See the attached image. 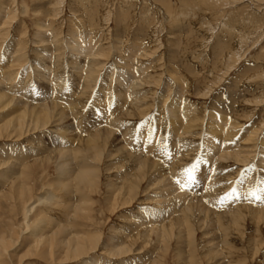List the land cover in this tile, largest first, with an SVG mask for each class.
Here are the masks:
<instances>
[{
  "label": "rangeland",
  "instance_id": "1",
  "mask_svg": "<svg viewBox=\"0 0 264 264\" xmlns=\"http://www.w3.org/2000/svg\"><path fill=\"white\" fill-rule=\"evenodd\" d=\"M2 8L5 10L8 9L10 12H12V16H14L15 18H11L10 20H8L9 23L5 28V33L8 30L10 34L5 35V39L4 41H2V45L0 44V49L2 50L1 52H3L4 50L7 51L8 49L9 52L7 53V55H14L17 41L18 43L21 42L22 49H24L25 53H27L25 57L29 61L28 65L27 63L24 64V66L27 65V67H25L27 70L30 68L40 67L38 59L41 56L39 55L37 57L38 52L35 50V48L37 47L39 49H43V47L45 48V46H47L46 48L49 49L48 52L50 51L52 53L51 54L49 52L51 56L53 55L54 57L55 55L59 54V56L62 57V61H65L68 67L70 66L69 61H71V53L69 54L68 50L64 49L62 51L61 49H59L58 51L60 52H57L56 47H54L55 45L52 44V42L49 40V44L44 43L41 46L38 43H33L36 42V39L34 37L38 31L37 28L39 27V25L36 23H38L39 21L44 22L45 20L47 24L48 22L52 23L53 29H55L56 32L58 31L57 35H61L60 39L62 38L61 43H58V45L67 42L69 40H67V38H69V36L71 37L72 33L82 35L81 38L83 39H86V37L91 33H96L93 36V42H96L97 44L95 43V46H98H96V48L94 49L96 51L97 48H99L101 49V53L106 54L103 57L98 56L99 60L97 61V63L99 64L96 67V71H99L100 73H97L98 75H96L95 82L92 83L93 89L91 91L86 92V90H83L81 88V85L83 83L78 80V77L76 79H70L69 84L66 83L60 90V92L58 90V94H56V96L52 94L53 92H50L52 91L51 89L47 87L44 88L40 83H37L35 87L38 90L39 95L47 97L48 101L50 102L52 99H54L55 103L61 106V111L68 118L67 123L69 125L72 124L71 126L73 129L71 130H75V128L77 127V122H80L83 131L87 130L86 132L89 135L92 131H94V133L91 134H95L97 130H100V132H104L105 130L106 132L109 130L108 127L111 126L115 130V133H113L114 130L112 132L113 135L118 138V141H122L123 146L126 145L125 143H123V136H125L124 134H126L127 138L131 141V146L126 145V150L128 151L126 152V154L128 156L125 154L121 155V153L116 150L117 148L114 147V144H112V141L110 143V146L113 149L111 148L110 151L114 155L110 156L111 158L113 157V159L110 161L111 166L120 168V165L124 164L125 171L131 173L134 170L132 168L137 165L133 162L135 155L137 156L138 152L142 153L143 149L146 147L147 150L144 149L143 151L146 153H144L143 155L144 157H146L144 159H152L150 162H155V164L159 167L162 165L161 169L167 177L168 184L170 183L171 186H174L175 183L174 187H181L189 183L187 185L189 190H187L190 192H186V195L189 194L187 198H193L189 199L192 201L197 200L198 204L201 203L200 205H204L205 208H209V205L212 203L211 205L213 206H210V208L207 209L211 211L210 214L212 215V217L216 219L217 217H219L217 220L222 221L224 217L228 216L226 215L222 218V215L220 216V214H226V212L233 210L234 208H236V206L243 207V204L246 203V207L243 208L244 211L251 208V204L254 206H259L260 210L264 209V199H262V197L258 195L257 186L256 188H254L255 190H257V192L253 188H251L252 185H257L260 180L259 182L257 180L254 181L252 180V176L251 179L247 180L246 178L247 175L249 176L255 174L253 172L255 167L254 160H249L246 163H242V165H240L241 162L236 163L234 160H225V162L224 160H222L217 162V164H208L210 162L205 159L203 153L205 148L204 139L208 132L206 131V127L208 126L206 124H209V120L212 121V119L208 118L209 116L211 117L221 115L222 117H226L227 119L230 118L231 121L237 122L236 127L232 129L234 130L232 137L235 135V133L236 137L229 139L226 138V142L229 140L231 141L227 143L221 142L220 149H225L227 146H230L231 148H227V151L233 152L236 151L235 149H238L239 152H248L249 150V153L254 154L258 149L257 147L253 146H257L260 141L264 140V0H86L85 3L79 0H0V10H2ZM146 17L149 18L147 19ZM70 29L71 31L73 29H75L76 31L74 30L71 32ZM13 39H15L16 42ZM7 46L11 48L9 49V47ZM60 46L62 45H59V47ZM54 50L56 52H54ZM98 52H100V50H98ZM63 56L65 57L63 58ZM133 58H135L137 63L130 61V59ZM45 61L46 60H44L43 62L45 63ZM62 61L60 65L62 64ZM138 62L142 63L144 67H148L145 71L146 73L144 74L146 78H144L143 88L141 91L142 93H146V95H139V99H143L141 102H143L142 107L144 106L143 110L145 112L144 113L142 111L144 113H142V115L140 114V112H138V109L136 107V109L133 107L134 110L133 108L131 109L132 106H135L132 98L133 96L131 97V95H129V98H127L125 96L126 93L119 89L120 87L122 88V83H120L122 81L119 82V85H117V83L111 85L114 86L113 90H115V92H121L120 95L123 96L122 99L126 97V101H121L120 98L116 95V98L115 96L111 95L110 98L113 99H110V102L108 103L107 100H105V102L103 101V88L107 90V84L109 83L112 74V67H126V69L128 68L132 71L135 70V64H139ZM3 65L4 64H1V66ZM8 65L9 64H6V66H4L5 70L7 69ZM11 69L15 73L16 68L13 69L12 67ZM72 70L73 69H69V74L72 72ZM116 78L117 75L115 76V79ZM123 83L124 85L126 84L125 78ZM6 85L9 86L10 84ZM178 85L180 87L183 85L181 90V92L183 91V99L188 100L191 104L194 105L196 109L198 108L197 110L202 114L201 115L199 113L201 118H205H202L200 123L196 124L195 128L189 131L191 135H186L185 137H183V142L177 141V138L172 136L173 125H171L172 122L170 118L166 116L164 110V105L171 104L175 99V96L179 93L178 90L180 89V87ZM3 88L6 89L5 86H3ZM5 89H1L0 94H6ZM78 92H84L86 96L77 95V97H75V94H77ZM91 98H93L94 100ZM72 99H75V102L77 104H80V108L76 109L75 112H72V108L69 107L71 104H73L71 103ZM96 100H99L98 104H96ZM40 103H44V101L38 102V104ZM130 104H132L131 107L129 106ZM105 106H107V108L109 109H107ZM127 109H129V111L131 110V112L129 113ZM2 115L3 114H0V117H2ZM125 116L127 118H125ZM109 121L112 123H110ZM182 121V130H180V132H186L184 126L186 127L188 122L186 123L185 120ZM119 128L120 130H118ZM236 128L239 129L237 130ZM82 129L77 130L78 133L74 132L72 136H77L76 139L79 140V136L77 134H81ZM125 129L131 130L132 132L130 131L129 133ZM141 131L150 133V135L147 134L148 137L152 135L150 137L152 139V141L150 140L151 145L150 143H145L144 145H142L141 143L138 144L136 142L138 141V135ZM251 131L255 132L254 141L247 143V138ZM53 132L54 130H48L44 134V136H40V138H42V140L45 142L46 146H48L49 150L54 149L56 144L58 145L61 143V140H59V136L57 137L53 134ZM39 135H36L37 138H33L35 139V141L33 139H29L27 145L36 147V144L40 140V138L38 137ZM84 135L85 134L81 135L82 139H86V136ZM157 135L158 137L155 140ZM157 140L162 141V144H160L161 146L153 142ZM172 141L176 142L172 143ZM242 142L243 145H240L239 143ZM21 144L22 142L17 143L18 146ZM17 145H13L12 141L8 140L0 141V159L2 158L1 151L10 150ZM138 146L139 148H141L138 149ZM151 146H153L154 148H152ZM186 146L189 147L187 148ZM128 147L131 150H128ZM155 147L157 150L155 149ZM177 147H179L180 149ZM74 148L75 142L72 149ZM132 148L134 150H132ZM135 148L136 153H134ZM158 151L159 153H157ZM129 153H134L135 155L133 156V154L130 155ZM117 154H119V156H116ZM45 155V151H41L40 155L37 157L41 158ZM80 159L82 161V155L78 158L77 161H80ZM106 159L107 158H105V160ZM26 162H30L29 167L27 168L26 176L23 178H19L21 180H19L20 182H17V177H13L12 179H10L8 184L5 183L3 185L2 182H0V187H3L0 188V229H7L11 227L10 225L13 224L11 220L12 218H14V216L11 214V209L13 207V203L14 205H16L17 203L18 205V201L12 199V197L15 195V192H13L14 194L12 192V194L10 193V190H12L11 185L16 184L15 187H17L18 189L19 187H21V183L23 181L22 179L26 178L23 182L26 183L24 185H27V187L24 188L28 189V187H30L33 192L35 191V194H39L43 190L48 188L59 189L57 182H61V180L58 179L57 167L55 164H43L41 163L42 161L35 162L33 160H27ZM101 168L102 167H100V171L102 170V172L97 174V177H99V180L102 182L101 183L97 180V183L100 187V189H97V191H100L90 192L91 194L88 191H85V196L87 194V197L90 199V206L94 207V226H97L96 228H89L87 230H89L91 234H101L103 238L102 240L106 241V237L118 238L117 234H114V232H112L111 230L115 231L117 227L122 228L123 224H130L129 220L131 219V217L137 216L138 214L142 213L140 210H138V212L137 209L145 211L148 206L149 208H154L155 200L153 199L154 196L158 197L159 191H154L153 188L149 187V185H151L149 184L150 182H148L149 178L147 180L145 179L144 182H141L143 184H140V189L138 190V192H140V195L137 196V201L134 202L133 206L131 205L132 207L130 206L129 208L122 210L118 209L116 210L118 212L115 211L116 213L112 214L110 208L108 207V205H106V197L108 196V190L106 189L108 188L106 187V185L104 186V184L107 183L109 178L112 183L116 184L121 183L123 180L119 175L115 174L117 173V171H112L111 176L108 178L105 174L104 169ZM262 168L263 167L259 169L258 173L260 175L257 174V176L264 175V169L262 171ZM1 170L2 169L0 167V172ZM186 172H188V174L192 173L190 182H187L186 180V177L188 175ZM150 176L152 175L150 174L149 177ZM103 177L106 179H104ZM132 177L133 176L129 177V179H126V183H128V180H130V178L132 179ZM26 180L28 181L26 182ZM134 182L135 179H132V183ZM207 185L210 186L208 187ZM147 187L149 189L151 188L150 190L153 189L152 192L148 191L149 189H147ZM207 188H211V190H209L210 192L206 190ZM243 188L245 189V191ZM212 189L215 190L213 191ZM19 190L20 188L18 189V191ZM144 191H147L148 193L146 192L144 195ZM219 191L220 194L218 193ZM205 192L207 193L205 194ZM213 192L218 197H216ZM251 192L253 193V197L251 195ZM248 194L250 195V198ZM15 197H17V195H15ZM2 198L6 199L7 201ZM208 198L212 201L209 202L210 200ZM142 206L143 208H141ZM211 207L213 210L211 209ZM245 208L248 209L245 210ZM223 210L225 213L222 212ZM136 213L137 215H135ZM120 216L123 218L125 216V218L128 219L129 216L131 217L129 220L124 219V221H122L123 218H121ZM8 221L9 224L6 225V222L8 223ZM224 221H222L223 226L228 228L229 225L226 226V224H228L227 218H225ZM104 222H106V225H98L99 223L104 224ZM253 223L254 221L250 220L248 221L249 225H247L245 228L243 226H240L241 228L239 227L241 229L240 231L246 230L244 235L245 240L238 239L242 236L240 233L228 232V234L230 235V237H228L229 243L231 244V246L235 245L232 247L234 248L233 253L236 252V249L238 250L236 256H233V259L232 257H229L228 260H230L231 258V261L235 263L237 262L238 264H264V226L262 227V225L264 224H260V229H263H259L258 234L257 232H255L256 223ZM252 227L254 229H252ZM213 228L214 229L212 234H214L215 238L220 237L222 231L218 230L217 226L213 225ZM117 232L120 233V231ZM248 235H253V239L252 236L250 238V236L248 237ZM200 236L203 238L202 232L199 234L198 243L203 246L204 244ZM246 239H248V241ZM249 239L255 242L252 241L251 243ZM176 240L177 241L174 240L172 244H170L171 249L169 251V260L165 262L166 264H176L177 258L175 255V247L178 243V239ZM240 240L241 242L239 243ZM256 241H261L262 243ZM256 243L260 246L262 245V248L260 249V252L258 254L259 257L257 256V258L252 257L255 254V249L257 248ZM140 244L142 245V243ZM140 244L135 245L136 247L133 248H136L137 250V247H139V249H141L142 246ZM159 244L160 243L155 238L152 242V245H148L144 250H142L144 251L143 254H140L141 251L139 253L137 252V254L140 257L147 255L148 252L152 251L151 249H153L154 245ZM250 245L252 248H250ZM158 250L160 249L158 248ZM158 250H155L153 254L156 255L157 253L158 255H156V257L163 258L162 253H160L162 251ZM100 253L101 251L98 250L97 255H100ZM19 254L21 253H16V255ZM127 256L129 257V254ZM132 257L133 255L130 254L129 259H131ZM156 257L154 256L153 260L157 259ZM119 259L120 258L114 259L113 264H121V259ZM123 259L124 261L127 260L126 258ZM79 262L80 261H71L69 263L79 264ZM135 262L136 261H134L133 263L136 264ZM18 263L19 262L17 261L15 264ZM69 263L63 262V264ZM149 263L150 262H148L147 264ZM22 264H48V262L45 263V260L40 259L39 261V259L37 260V258H35L25 260V262L23 261ZM54 264L62 263L57 262Z\"/></svg>",
  "mask_w": 264,
  "mask_h": 264
},
{
  "label": "bare ground",
  "instance_id": "2",
  "mask_svg": "<svg viewBox=\"0 0 264 264\" xmlns=\"http://www.w3.org/2000/svg\"><path fill=\"white\" fill-rule=\"evenodd\" d=\"M79 1H83V3H85L86 0H79ZM11 18L14 19L15 17L12 16V12H10L8 9L5 10L2 8V10H0V21H1L0 44L1 45L3 43L2 41H4L5 39V35L10 34L8 30L5 33V28L7 24L9 23L8 20H10ZM36 24H38L39 27L37 28L38 31L34 37L36 39V42H33V43L34 44L38 43L41 46L44 43L47 44L49 40L52 42V44L55 45L54 47H56L57 52H60L58 51L59 49H61L62 51L64 49L68 50L69 54L71 53V61H69L70 66L68 67L66 65V62L62 61V57L59 56V54L55 55L54 57L53 55L51 56L50 55L51 52L49 51L50 52L49 53L48 52L49 49H47L46 48L47 46H45V48L43 47V49H39L37 47L35 48V50L38 52L37 57L39 55L41 56L38 59V62L40 63V67L30 68L27 70L25 67H27V65L29 64L28 63L29 61L25 57L27 53H25L24 49H22L21 42L18 43L17 41V46L15 48L14 55H11V56L9 54L7 55V53L9 52L8 49L7 51L4 50L3 52H1L2 50L0 49V90L5 89L3 88V86L6 87L5 89L6 94H0V114H3L2 117H0V141H4V140L12 141L13 145H17V143L22 142L21 145L14 146L16 148L13 147L10 150L1 151L2 158L0 159V167L2 170L0 172V182H2L3 185L5 183L8 184L10 179H12L13 177H17L18 178L17 182H20L21 180L19 178H23L26 176V171H27V168L29 167L30 162L27 163L26 162L27 160L29 161L33 160L35 162L42 161L41 163L43 164L44 163L55 164L57 167L58 179L61 180V182H57L59 189L48 188V189L43 190L39 194H35V191L33 192L30 187H28V189L24 188V187H27V185H24L26 183L23 182L25 181L24 179L26 178L22 179L23 181L21 183V187H19L20 188L19 191H18L19 188L17 189V187H15L16 184L11 185L12 190H10V193L15 192V195H17V197H15L14 195L12 199L18 201V205L16 202H15L16 205H14L13 203V207L11 209V214L14 216V218H12L11 220L13 222V224L10 225L11 227L10 228L6 227L7 229H2V228L0 229V264H15L17 261L19 262L18 264H22L23 261L25 262V260H30V259H35V258H37V260L39 259V261L40 259L45 260V263L48 262V264L49 263L54 264L57 262L59 263L61 262L63 264V262L69 263L71 261H80L79 264H113V261L116 258L121 259V260L119 259L121 264H134L133 263L134 261H136L135 262L136 264H147L148 262H150L149 264H166L165 262L169 260L168 259L169 251L171 249L170 244H172L174 240L177 241L176 239H178V243L176 244V247H175V255L177 258L176 264H238L237 262L235 263L231 261L233 259V256H236L238 250L236 249V252L233 253L234 248L232 247L235 245L231 246V244L229 243L228 237H230V235L228 234V232L240 233L242 236L241 238H238V239L245 240L244 235H245L246 230L240 231L241 230L240 228L242 226L245 228L247 225H249L248 221L251 220V221H254V223H256L255 232L258 233L259 229L261 228L260 224L261 225L264 224V209L260 210L259 206L257 205L254 206L251 204V208L249 209L245 208V210L246 209L248 210L244 211L243 208L246 207L245 205H247V203L243 204V207H238L235 205L236 208H234L232 206L234 208L233 210L226 212V214H220V216L222 215V218L223 216L228 215L222 219V221H224V219L227 218L228 224H226V226L229 225L228 227L229 231H228V228L223 226L222 221L217 220L219 217H217L216 219L212 217V215L210 214L211 211L208 209L210 208V206H213L211 205L212 203L209 205V208L207 207L208 208L207 209L205 208L204 205H200L201 203L198 204L197 200L192 201L189 199H193V198H190V197L189 199L187 198L189 194L186 195V192L189 190L187 186L189 183L181 187L179 186L180 188L174 187L175 183H174V186H171L170 183L168 184L167 177L165 176V174L163 173V170L161 169L162 165L160 164L161 166L159 167L155 164V162L154 163H152L153 161L150 162L152 159L151 160L144 159L146 157L143 156L145 153L143 151L144 149L147 150L146 147L143 149L142 153L138 152L139 156L138 155L136 156L134 154L136 153V148H135V152L132 153L133 156L135 155L133 162L137 164L136 166H134V168H132L134 169L133 171L130 170L132 171L131 172L132 174L125 171L124 164L120 165V168L111 166L110 161L113 159V157L111 158L110 156H113L114 154L110 151L112 148L110 146V143L113 141L112 144H114V147L117 148L116 150L119 153H121V155L123 154L127 155L126 152L128 151L126 150V145L131 146V141L127 138L126 134L123 133L125 135L123 136L124 137L123 143L126 144L125 146H123L122 141L121 140L118 141V138H116L115 135H113V133H115V130L111 126L108 127L109 130L106 132L105 130L104 132H100V130H97L95 134L92 135L91 133H94V131H92L89 135L86 132L87 130L83 131L80 125V122H77L76 124L77 127L75 128V130L74 131L71 130L73 129L71 126L72 124L69 125L67 123L68 118L61 111L60 109L61 106L56 104L54 99H52L50 102L48 101L47 97H43L39 95L38 90L35 87L37 83H40L41 86H43L44 88L47 87L51 89L52 91L50 92H53L52 94L56 96V94H58V90L60 92V90L63 88V86L66 83L69 84L70 79H76L78 77V80L81 83H83L81 85L82 86L81 88L83 90H86V92L91 91L93 89L92 83L95 82L96 75H98L97 73L99 72V71L98 72L96 71V67L99 64L97 63V61L99 60L98 56L103 57L106 54V53L104 54L101 53V49L99 48H97L96 51L94 49L96 48V46H98V45L95 46L96 42L95 43L93 42L94 40L93 36L96 33L89 34L86 37V39L81 38L82 35L72 33L71 37L69 36V38H67V40L68 39L69 40L65 42L64 44H59V45H62L59 47L58 43H61L62 38L60 39L61 35L60 36L57 35L58 31L56 32V30L53 29L52 23L48 22L47 24L44 20V22L39 21ZM75 29H73L72 31H74ZM13 40L15 41V39ZM10 48L11 47H9V49ZM98 50H100V52H98ZM56 51L54 50V52ZM65 56H63V58ZM44 60H46L45 63L43 62ZM61 61L63 65L62 64L60 65ZM130 61L134 63L136 62L135 58L130 59ZM26 63L27 65L24 66V64ZM1 64H4V65L1 66ZM6 64H9V65L7 69L5 70L4 66H6ZM136 65H137V68H136ZM12 67L13 69L16 68L15 73L11 69ZM112 68H113L112 70L110 69L112 74L110 77V81L107 84V90L103 88V91H104V99L102 98L103 101L105 102V100H107V103L110 102L109 100L111 99L110 98L111 95L113 96L116 95L120 98L121 101H126L125 100L126 97L129 98V95H131V97L133 96L132 98H133L135 106H132V104H130L129 106L130 107L132 106L131 109L133 107L134 108L136 107L138 109V112H140V114L142 115V113L144 112L143 110L144 106L142 107L143 102L141 101L143 99L142 100L139 99V95L141 96L146 95V93H142L141 91L143 88L144 78H146L144 74L146 73L145 71L148 67L146 68L144 67L142 63H139V64H135V68H134L135 70H132V71L131 69H128V68L126 69V67L125 68L112 67ZM69 69H73L70 74H69ZM116 75H117V78L115 79ZM124 78L126 79L125 85L123 83ZM119 82L122 83V88L121 87L119 88V86L118 88L126 93L125 95L126 97L124 99H122L123 96L120 95L121 92H115V90H113L114 86L111 85V84H116V83L117 85H119ZM5 83L8 85L10 84V85L7 86ZM145 85H146V82H145ZM182 86L181 87L179 86L180 87V89L178 90L179 93L175 96V99L173 100V102L169 105H166V104L164 105L165 114L168 118H170L172 122L171 125H173L172 136L177 138V141H182L184 139L183 137H185L186 135H191L189 131L195 128L196 124H199L201 119L204 118V117L201 118L200 116L201 112L197 110L198 108L196 109L194 105L191 104L188 100L183 99V96H182L183 91L181 92ZM77 95L86 96L84 92H78L77 94H75V97H77ZM99 100L95 101L96 104L99 103ZM41 101H44V103L38 104V102H41ZM71 101H72L71 103L73 104H71L69 107L72 108V112H75L76 109L80 108L79 107L80 104H77L75 102V99H72ZM105 107L107 108V106ZM127 111H129V109H127ZM130 112L131 110L129 111V113ZM125 118L127 117L125 116ZM208 118L212 119V121L209 120L208 121L209 124L208 123L206 124L208 125L206 127V131L208 132H207V135L205 134L206 135L204 139L205 148L203 151L205 159L208 162H210L208 164H213V163L217 164V162L222 161V160H224V162L225 160H231V161L234 160L236 163L241 162L240 165H242V163H246L249 160L251 161L254 160L255 167H254L253 172L255 174L249 175V176L247 175L246 178L248 180V179H251V176H252L253 177L252 180L254 181L257 180L258 182L260 180L259 183L257 182L258 183L257 185H252L254 187L251 186V188L254 189L257 186L258 195H260L262 199H264V175L259 176L260 174L258 173L261 167H263L261 169L262 171L264 169V140L260 141L259 144H257V146L256 145L253 146V147H257L258 149L257 152L254 154L249 153V150L248 152L246 151L239 152L238 149H235L236 151L230 152V151H227L228 150L227 148H231V147L230 146L228 147L227 145L225 149H220L221 148L220 143L221 142L225 143L226 138L229 139V138L236 137V133L232 137L233 132H234V130L232 129L236 127L237 122L231 121L230 118L227 119L226 117H222L221 115H216V116H211V117L209 116ZM181 119L185 120L186 123L188 122L186 127L183 125L186 132L184 131L180 132V130H182L181 127L183 124L182 123L183 121ZM103 120H104V117H103ZM110 121H111V118H110ZM81 129H82L81 134H77L79 136V140H78L76 139L77 136L73 137L72 135L74 132L78 133L77 130H81ZM48 130H54L53 134L56 135L57 137L59 136V140H61V143L58 145L56 144L55 148L51 150L48 149V146H46L45 142L42 140V138H40V136H44V134ZM118 130H120V128ZM125 130H127L129 133L131 131L128 129H125ZM82 134H85L84 136H86L85 137L86 139L81 138ZM147 134L150 135V133L148 132L141 131L140 134L138 135V141L136 142L138 144L141 143L142 145H144L145 143H150L152 141V139L150 138L152 135L148 137ZM254 134L255 132L251 131V133L249 134L247 138V143L254 141ZM36 135H39L38 137L40 138V140L36 144V147L28 146L27 144L29 142V139L32 140L33 138L36 137ZM158 135L156 136L155 140L157 139ZM33 140L35 141V139ZM74 142H75V148L72 149L74 146ZM153 142L156 143L157 145L162 144L161 140H157ZM174 142L176 141H172V143ZM243 142L239 144L243 145ZM151 147L154 148L153 146ZM140 148L138 146V149ZM129 149L130 148L128 147V150ZM132 150L134 149L132 148ZM41 151H45L46 155L41 158H38L37 156L40 155ZM157 153H159V151ZM129 154L132 155L131 153ZM81 155H82V161L80 159L81 161L80 163V161H77V160ZM116 156H119V154H117ZM105 158H107L106 159L107 161L105 160ZM100 167L104 169L105 174L107 175L108 178L111 176L112 171H117V173L115 174L119 175L121 179L123 180L121 183L116 184V183H112L109 178L108 181L106 180L107 183L104 184V186L106 185V187L108 188V189L105 188L106 190H108L107 191L108 196L106 197L107 201L105 200L107 203L106 205H108L112 214L118 212L116 211L118 209L122 210V209L129 208L131 205L133 206L134 202L137 201V198H138L137 196L140 195V192H138V190L140 189V184L142 185L143 183L141 182H144L145 179L147 180L149 178L148 182H150L149 184H151L149 185V187L153 188L154 191L155 190L159 191L158 197L154 196V199H153L155 200L154 208H149L148 206V208L145 209V211H142L141 209H137V211L140 210L142 213L138 215L136 213L135 215L137 216H133V217L129 216V219L131 217L130 220L128 218H125V216L124 218L120 216L121 218H123L122 221H124V219H128L130 221V224L128 225L123 224L122 228H119L116 226L117 229H115V231L114 230H111V231L114 232V234H117L118 238L106 237V241L102 240L103 238L101 234H91L90 231L87 230L89 228H96L97 226L96 227L94 226V221H95V218L93 217L94 207L90 206L91 204L90 199L87 197V194L85 196V191H88L89 193L100 191V190L97 191V189H100L97 183V180L100 181L99 177H97V174L102 172V170L100 171ZM186 173L188 174V172ZM150 174L152 176L149 177ZM191 174L192 173H189L187 175L186 177L187 182L191 181L190 180V178L192 177ZM257 174L259 175L257 176ZM131 176L134 177V178L132 177V179L133 180L135 179V182L132 183V179L130 178V180H128L129 182L126 183L125 180L129 179V177ZM27 181L28 180H26V182ZM207 186L209 187L210 185H207ZM0 188H3V187H0ZM147 189L149 188L147 187ZM150 189L148 191L152 192L153 189L152 190ZM206 190L209 191L211 190V188H207ZM212 190L214 191L215 189H212ZM249 190H252V189H249ZM255 191L257 192V190ZM146 192L144 191V195ZM252 192H251V195L253 194ZM206 193L207 192H205V194ZM218 193L220 194V191ZM213 194L216 196L214 192ZM249 198H250V195H249ZM211 201L212 200H210L209 202ZM207 203H204V204H207ZM239 206H242V205H239ZM141 208H143V206ZM222 212H224V210ZM126 223H129V222H126ZM7 224H9V221L8 223L6 222V225ZM98 225L104 226L106 225V222H104V224L99 223ZM213 225L217 226V229L222 231V234L220 237L215 238L214 234H212L213 229H214ZM118 226H121V225H118ZM263 226L264 225H262V227ZM252 229L254 228L252 227ZM116 230L120 231V233H118ZM201 232L203 233V238L200 236L204 244L203 246H201L198 243L199 234ZM249 236L250 238L252 236V239L254 237L253 235H248V237ZM155 238L160 243L159 244L160 246L154 245L153 249H151L152 251L148 252L147 255L140 257L137 254V252L139 253L141 251L140 254H143L144 251L142 250H144L148 245H152V242L154 241ZM246 240L248 241V239ZM252 241L250 240L251 243ZM240 242L241 240L239 241V243ZM256 242H261V241H256ZM140 243H142V245ZM248 243H247V246H248ZM139 244L142 246L141 249H139V247H137L138 248L137 250L136 248L135 249L133 248V247H136L135 245H139ZM158 248L160 250H158ZM250 248H252L251 245H250ZM261 248H262V245L260 246L257 244V248L255 249V254H254L255 256L252 254L253 255L252 257H256V258L257 256L259 257L258 254ZM98 250L101 251L100 255H97ZM155 250L162 251L160 253H162L163 258L156 257V255L158 254L157 253L156 255L153 254ZM17 252H20L21 254L16 255ZM128 254H129V257L127 256ZM130 254L133 255L131 259H129ZM152 256L153 257L155 256L157 259L153 260ZM229 257H232V259L230 258V260H228ZM123 258H126L127 260L124 261Z\"/></svg>",
  "mask_w": 264,
  "mask_h": 264
},
{
  "label": "snow or ice",
  "instance_id": "3",
  "mask_svg": "<svg viewBox=\"0 0 264 264\" xmlns=\"http://www.w3.org/2000/svg\"><path fill=\"white\" fill-rule=\"evenodd\" d=\"M259 198V197H258Z\"/></svg>",
  "mask_w": 264,
  "mask_h": 264
}]
</instances>
